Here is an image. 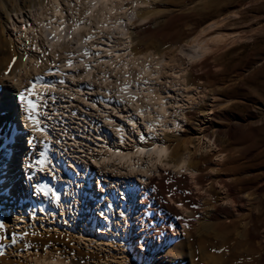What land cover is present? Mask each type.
<instances>
[{
    "label": "rangeland",
    "instance_id": "rangeland-1",
    "mask_svg": "<svg viewBox=\"0 0 264 264\" xmlns=\"http://www.w3.org/2000/svg\"><path fill=\"white\" fill-rule=\"evenodd\" d=\"M59 3L64 9L65 2ZM139 9L149 16L131 26V52L152 51L163 55L167 63L178 56L175 53L187 37L216 22L219 26L207 33L219 29L231 42L188 64L185 84L179 88L166 86L170 79L161 74L140 86L141 91H133L139 95L169 87L166 95L183 109L170 110L164 126L125 123L126 103L93 95L87 98L94 99V106L85 110L91 113L81 124L85 129L72 138L64 129L74 125L67 123L69 119L61 125L58 118L72 116L77 122L82 115L73 109L63 111L65 102L43 92L47 100L43 111L51 117L45 123L53 141L44 170L28 167L43 148L29 144L31 131L16 123L19 91L9 88L12 104L9 112L0 111V118L9 121L13 137L20 136V141L7 143L16 146L14 169L21 184L16 187L20 194L13 190L10 194L24 199L11 208L10 196L0 193V223L4 225L0 264H33L40 259H61L67 264H264V0H147ZM9 14L18 26L15 12ZM21 17L36 30L26 8H21ZM7 22L0 16V31L6 26L3 35L12 40L16 34ZM191 43L185 42L184 47ZM14 47L23 54L24 47L16 43ZM28 57L42 61L39 55ZM47 81L44 78L42 83ZM6 84L10 82L2 86ZM177 102L172 104L178 106ZM155 141L166 145L169 164L188 156V162L198 164L192 170L194 178L169 168H160L144 181L126 174L105 178L95 171L87 190L99 198L92 201V195L83 191L82 168L71 157L95 162L118 146ZM63 144L69 145L64 148L69 158L59 166L56 151ZM63 175L70 180L68 192L59 184ZM98 177L100 183H96ZM39 184L58 188L60 199L37 191ZM13 234L15 244L11 243ZM178 253L184 254V260L178 259Z\"/></svg>",
    "mask_w": 264,
    "mask_h": 264
},
{
    "label": "bare ground",
    "instance_id": "bare-ground-1",
    "mask_svg": "<svg viewBox=\"0 0 264 264\" xmlns=\"http://www.w3.org/2000/svg\"><path fill=\"white\" fill-rule=\"evenodd\" d=\"M59 1L0 0V16L4 17L6 22L10 20V23H7H9L10 30L16 34V37L12 40H7L3 35L6 31V26H1L0 111L7 113L10 110L12 101L10 102L7 92L9 88L23 91L31 83L35 82L37 76H42L43 80L41 83L44 82V78H47L48 84L52 85V87L50 89L39 88V91L42 93L46 91L48 96L58 97L61 99L60 101L65 102L66 105H62L63 111L65 109L67 111L68 109H73L76 113L82 115L83 119L80 118L77 122L72 121V116L68 118L62 115V118H58L61 125H63V119H69L67 123L70 122L69 124L74 125L72 128L67 127L68 129H64V132L71 135L72 138L78 137L82 129H85L84 125L81 127V124L83 120L85 121L91 116V113L89 114L85 110H91L94 106V99L88 101L87 98L93 95L96 96L95 98H113L117 103H126V108H129V110L128 114L122 117V121L125 123L140 121L146 128L158 124L166 125L168 123L166 119L171 113L170 110L179 111L183 109L177 101L173 100L174 98L172 99L166 95L169 91V87L166 86L179 88L182 84H185L184 70L187 65L207 58L213 50L222 48L225 42L230 39L227 34L218 31L219 29L215 30L216 33L214 34L207 33L220 24L218 22L211 23L194 36L187 37L184 43L191 41L192 43L188 44L187 47H184V43L180 45L175 53L178 56L166 63L163 55H154L155 53L152 51H146L145 54H141L130 50L132 44L131 26L149 16L138 12L140 6L147 0H96L95 3H92V0H79V2L77 0H62L65 2L64 9ZM21 8H26L28 18H32L36 30L30 27L31 24L29 25L28 19L22 17L20 19ZM9 11L15 12L14 15L17 16L19 22L18 26L17 21L15 22L11 18ZM85 12H91L92 15L86 16ZM61 20L64 22V31L60 30L61 25L58 23ZM80 21H84V23H80ZM77 25L78 27H76V32L73 33L72 40H68V33L72 27ZM104 25H107V27H104ZM52 32L57 33V38L49 40L48 37ZM88 35H92L94 39L85 40ZM38 41L41 42V46H39ZM15 43L24 47L25 53H18L16 47H14ZM67 43L69 46H66ZM29 48L32 50H29ZM34 49H39L38 51H41V53L33 52ZM85 49L89 52L87 56L83 55ZM97 52L99 55H96ZM29 54L32 56L39 55L42 61L29 59ZM69 59L73 61L71 69L67 67ZM47 62L57 64L49 65ZM169 71L170 73H167V75L166 72ZM161 74L170 79V83L164 86L166 88L162 86L163 90L159 89L155 92L142 91L139 95L133 93L137 89L141 91L142 88L139 89V87L150 82L154 75L159 77V75L162 76ZM4 81L10 82V84H6L3 87L2 83ZM60 81H64V83H60ZM125 81L130 83L132 87L128 88L126 92H121L120 89ZM132 96L137 97V99L132 100L130 98ZM190 99L192 100V98ZM172 102H177L178 106L172 104ZM18 107L20 110L15 109V119L18 120L22 127H26L31 131V122L27 118L25 106L19 105ZM108 120L106 123L110 125L111 123ZM9 129L13 130L9 121L0 118V135H7ZM33 135L39 137L40 134L32 133ZM11 137V141L13 139L20 141V136L13 137L11 135ZM8 144L12 145V147L8 148L6 158L0 160V189H2L0 193L6 195V197L7 195L10 196L7 200L11 204L9 206L14 208L24 198L10 194V189L20 194L19 191L21 189L17 188L21 184L14 169L15 156L13 148L16 146L12 142H8ZM40 146L43 148L42 144ZM63 146L59 145L61 148L56 151L57 164L59 166L63 164L64 158H69L64 150L69 145L63 144ZM208 146L211 147L212 144L209 143ZM141 148L146 151H137V149ZM166 156V145L155 141L151 144L132 143L126 147L118 146L117 149L108 151L106 157H102V159L95 162H89L84 156L71 157V159L75 160L82 168V177L85 180L83 191H86L87 196L92 195V201H96L99 196L96 193L91 194L90 190H87L92 180L95 179L93 176L95 171L99 174L102 172V177L104 176L105 178H108L110 174L119 177L126 174L130 177H138L144 181L160 171V168H169L178 175L187 172L189 179L192 180L194 178L192 170L198 164H194V161L188 162L189 156L186 158L180 157L173 164L167 162ZM66 177L64 175L60 177L59 184L68 192L70 180ZM100 181V177H98V182L96 180V183H100ZM110 187L112 188V185ZM53 190L59 192L58 188ZM235 198L237 201L238 197ZM53 200L55 199L53 198ZM26 207L30 208L29 205ZM179 253L178 259L184 260V254ZM44 261V259L36 260L33 264H67L65 260L62 261L61 259H58V262Z\"/></svg>",
    "mask_w": 264,
    "mask_h": 264
},
{
    "label": "snow or ice",
    "instance_id": "snow-or-ice-1",
    "mask_svg": "<svg viewBox=\"0 0 264 264\" xmlns=\"http://www.w3.org/2000/svg\"><path fill=\"white\" fill-rule=\"evenodd\" d=\"M79 2V0H77ZM96 0H92V3H95ZM86 16H91V12H85L84 13ZM123 22V21H121ZM61 25V31H64L63 29V24L64 22L61 20L58 22ZM80 23H84V21H80ZM76 27H72L71 31L67 35L68 40H72L73 38V33L76 32ZM104 27H107V25H104ZM53 38H57V33L52 32L51 35L48 37L49 40H52ZM94 37L92 35H88L85 40H92ZM111 39V37H109ZM35 47V46H34ZM39 50V49H37ZM84 56L89 55V52L87 49H85ZM96 55H99L97 52ZM111 55V53H109ZM15 59V58H14ZM14 62V61H13ZM67 67L72 68L73 67V61L69 59L67 61ZM43 80L42 76H37L35 78V82L31 83L29 87L25 88L23 91H19L15 95V99L18 101L19 105L25 106V110L27 112V118L31 122V132L32 133H39V137L33 135L31 136V139L28 141L29 144L31 145H36V144H42L43 145V151L39 153V158L34 161V163H30L28 165L29 168L32 167H38L40 170H44L45 167L48 164V159H47V151L50 148V145L53 143L52 138L49 135V124L45 123V120H50L51 117L47 115L45 111H43L44 108H46L47 105V100L44 98L45 93H42L39 91V88H45V89H50L52 85L47 84V83H41ZM147 82V81H145ZM60 83H64V81H60ZM39 86V87H38ZM132 87L130 83L127 81L124 82L123 87L120 89L121 92H126L128 88ZM52 99H55L54 97H51ZM132 100L137 99V97L132 96L130 97ZM43 118V119H42ZM129 123H133L132 121H129ZM11 132L12 130L9 129L7 135H0V160H3L7 156L8 148L12 147V145L8 144L7 141H9L11 137ZM140 139H145L143 135H141ZM137 151L144 152L146 151L145 149H137ZM2 190V189H0ZM36 190L43 193L45 196L51 195L55 200H59L60 196L59 193L53 190L49 185L47 184H39L36 186ZM171 195V193H170ZM182 206V205H178ZM4 225L3 223H0V229H3ZM23 235H27V233H24ZM16 238L15 234H13L11 243L15 244ZM2 247V245H0ZM140 247H143V244L141 242ZM0 255H3V252L0 251Z\"/></svg>",
    "mask_w": 264,
    "mask_h": 264
}]
</instances>
